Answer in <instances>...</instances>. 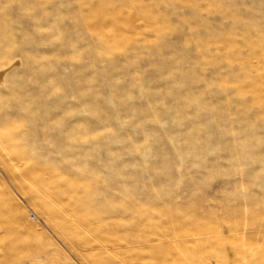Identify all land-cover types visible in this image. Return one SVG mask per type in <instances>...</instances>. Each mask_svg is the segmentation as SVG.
<instances>
[{"label": "rangeland", "instance_id": "rangeland-1", "mask_svg": "<svg viewBox=\"0 0 264 264\" xmlns=\"http://www.w3.org/2000/svg\"><path fill=\"white\" fill-rule=\"evenodd\" d=\"M0 264H264V0H0Z\"/></svg>", "mask_w": 264, "mask_h": 264}]
</instances>
